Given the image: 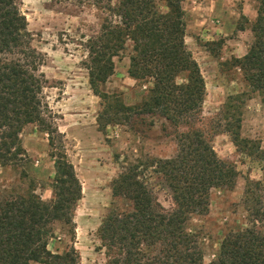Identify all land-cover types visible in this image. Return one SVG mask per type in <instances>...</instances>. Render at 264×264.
I'll use <instances>...</instances> for the list:
<instances>
[{
  "label": "rangeland",
  "instance_id": "obj_1",
  "mask_svg": "<svg viewBox=\"0 0 264 264\" xmlns=\"http://www.w3.org/2000/svg\"><path fill=\"white\" fill-rule=\"evenodd\" d=\"M116 1L111 0L110 7L109 0L15 1L26 22L23 44L0 53V61L37 63L45 79L39 96L50 128L37 123L23 126L18 134L22 158L0 165V200L30 191L44 201L53 198L48 128L57 130L60 134L52 135L55 144L65 150L82 190L72 213L74 233L54 224L48 248L62 252L73 244L78 264H106L99 227L111 212L131 207L128 199L113 197V180L134 167L162 208L175 210L173 193L155 161L175 156L178 134L198 130L226 167L236 171L235 184L212 188L206 196L207 210L193 212L185 223L197 240L203 262L209 263L217 257L227 233L254 228L264 234V91H252L235 63L253 41L251 25L258 0L182 2L184 41L205 83L204 100L193 120L175 125L159 115H142V119L134 117V122L100 127L98 115L104 105L115 102L90 88L88 44L107 22L121 23ZM156 3L158 11L168 10L164 1ZM131 47L126 41L125 49L113 58L114 73L100 85V92L118 95L125 105L139 103L151 84L129 76ZM177 80L185 81L184 75ZM239 94L241 100L236 102L233 97ZM230 102L239 108H228Z\"/></svg>",
  "mask_w": 264,
  "mask_h": 264
},
{
  "label": "trees",
  "instance_id": "obj_2",
  "mask_svg": "<svg viewBox=\"0 0 264 264\" xmlns=\"http://www.w3.org/2000/svg\"><path fill=\"white\" fill-rule=\"evenodd\" d=\"M15 1L0 0V53H10L23 44L26 22ZM156 1L117 0L114 7L121 23L107 22L89 40L90 88L115 102L104 105L98 115L100 127L134 122V117L142 119V115H159L176 125L193 120L200 111L205 83L184 41V0H160L168 7L165 12L156 9ZM251 31L253 41L235 63L252 91H264V0H258ZM126 41L132 43L129 76L151 83L141 101L133 105H125L118 95L100 92V85L114 73L113 58L125 49ZM181 74L185 81L178 82ZM44 83L36 62L0 61V165L22 158L18 134L24 125H48L39 96ZM241 96L233 99L238 102ZM228 108L239 107L230 102ZM49 128L54 196L44 201L30 191L0 200V264H78L73 244L62 252L48 248L54 224L74 233L72 213L82 190L65 150L55 144L52 135L57 130ZM155 163L173 193L176 209L165 211L134 167L122 171L113 180L112 195L128 199L131 207L111 212L99 227L106 264H264V234L254 228L227 233L217 257L209 263L203 262L194 234L186 230L190 214L207 210L208 192L232 187L236 179V171L226 167L200 131L178 134L175 156Z\"/></svg>",
  "mask_w": 264,
  "mask_h": 264
}]
</instances>
